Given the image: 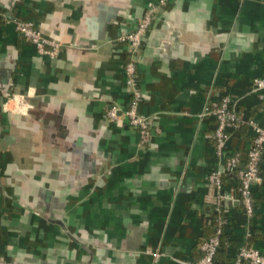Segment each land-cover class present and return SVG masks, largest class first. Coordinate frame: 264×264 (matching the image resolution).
<instances>
[{
	"label": "crops",
	"instance_id": "obj_1",
	"mask_svg": "<svg viewBox=\"0 0 264 264\" xmlns=\"http://www.w3.org/2000/svg\"><path fill=\"white\" fill-rule=\"evenodd\" d=\"M156 2L21 0L9 8L0 0V264L197 259L216 202L207 174L230 152L243 167L253 136L238 126L218 158L215 119L200 114L230 95L243 119L262 123L249 87L264 77V0H167L130 53L119 37ZM13 16L59 42L56 56L39 54ZM132 55L137 111L152 131L144 144L122 113L132 100L124 71ZM11 94L24 97L22 112L4 110ZM259 174L250 219L236 179L222 181L228 264L244 240L264 255V161Z\"/></svg>",
	"mask_w": 264,
	"mask_h": 264
},
{
	"label": "built area",
	"instance_id": "obj_2",
	"mask_svg": "<svg viewBox=\"0 0 264 264\" xmlns=\"http://www.w3.org/2000/svg\"><path fill=\"white\" fill-rule=\"evenodd\" d=\"M21 0H9V8L15 7ZM167 0H157L156 3L147 7L141 18L137 21L135 28L123 34L119 39L128 45V51L135 53L140 47L143 38L150 27L154 13L158 7L165 5ZM14 28L23 36L27 41L32 43L37 52L46 55L50 58L56 56L59 50V42L54 39L45 37L35 23L28 19H21L17 16L10 18ZM125 71V85L129 87L132 100L127 104L126 108L122 111L128 123L136 128L139 132L140 142L148 143L152 136L149 120L146 116L138 113L137 104L140 100V92L137 86V74L135 66V57L132 55L129 60L124 63ZM249 92L255 93L259 102L262 105V123L258 124L252 119H243L237 107V99L230 95H223L217 101H213L210 105L206 106L204 111L200 114L210 115L215 119V127L213 136L216 140L215 154L218 158L224 159L225 143L229 138L230 131L237 128L240 124L246 123L250 126L253 136L246 151V157L243 167H238L239 156L234 154L229 158L224 159V166L220 169H212L207 174V182L215 188L216 202L215 211H220L224 207L223 201L230 198V194L222 191L221 175L223 173L232 172L237 170L239 184L236 188L238 198L243 205V213L250 219L254 212L252 201V185L259 182L260 174V160L262 158V149L264 146V77H254L251 80ZM22 95L11 94L3 104L4 110L11 109L12 111L22 112L25 104ZM117 106L112 104L107 109V117L109 119H117L118 111ZM219 224L222 221H218ZM219 233H216L207 239L202 240L198 249L201 252L200 257L194 264H213L215 252L219 246ZM154 254V259L158 256ZM264 264V255L258 250L248 247L245 243L238 247L233 262L231 264Z\"/></svg>",
	"mask_w": 264,
	"mask_h": 264
},
{
	"label": "trees",
	"instance_id": "obj_3",
	"mask_svg": "<svg viewBox=\"0 0 264 264\" xmlns=\"http://www.w3.org/2000/svg\"><path fill=\"white\" fill-rule=\"evenodd\" d=\"M246 123H243V124H240V127L242 125H245ZM239 127L235 128V129H232L230 131V134L236 132V130L238 129ZM234 152H230L228 153L225 157L226 158H229L231 156H233ZM264 161V146H263V149H262V158L260 160V165H261V162ZM229 177H232V178H235L236 181H237V186L239 184V178L237 176V170H234L232 172H228V173H223L221 175V180H225ZM252 201H253V206L255 205V197L252 196ZM240 207L241 209H243V205L242 203L240 202ZM227 216L228 214L225 213L224 211L220 210V211H215L213 210L211 212V216H209V221L206 222L204 228H203V233H202V236L201 238L199 239V241L201 242L202 240L204 239H207L209 238L210 236L214 235L216 233V230H220V233H219V246L215 252V255H214V259H213V264H228V258H227V248H228V241H229V237L227 236V234L224 232L223 230V227L225 225V223H227L228 219H227ZM222 221L221 224L218 223V221ZM243 243H249V240H244ZM249 245V244H248ZM201 255V252L199 251L198 249V257L197 259L200 257ZM196 259V260H197ZM195 260V261H196ZM246 264V263H244Z\"/></svg>",
	"mask_w": 264,
	"mask_h": 264
}]
</instances>
